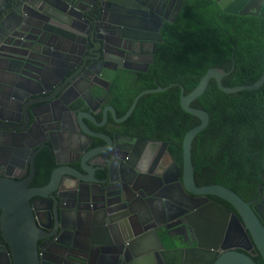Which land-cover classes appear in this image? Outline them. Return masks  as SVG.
<instances>
[{
    "label": "flooded vegetation",
    "instance_id": "obj_1",
    "mask_svg": "<svg viewBox=\"0 0 264 264\" xmlns=\"http://www.w3.org/2000/svg\"><path fill=\"white\" fill-rule=\"evenodd\" d=\"M53 2L56 9H65ZM178 7V0H110L95 12L80 6L83 12L76 13L75 7L71 17L56 10L53 15L62 20L45 17L52 13L44 4L43 19L1 16L0 179L36 191L28 203L39 229V264H96L101 257L98 249L87 257L85 214L66 212L78 192L87 205L88 187L64 174L48 186L54 171L76 173L72 169L93 182L95 208L123 209L128 201L139 211L130 218L131 227L128 218L111 228L100 220V240L114 245L103 250L109 264H119V253L130 249L135 250L127 253V264H212L229 252L264 264L231 205L183 195L176 187L182 175L177 149L159 139L178 134L176 109H167L160 118L166 127L149 138L144 129L117 121L128 111L120 114L130 75L151 64L160 29L175 21ZM82 161L90 175L82 170ZM224 166L220 162L215 170L218 177L227 175ZM261 180L256 195L246 201L264 215V175ZM212 201L229 214L217 212ZM57 211L66 213L73 232L57 225ZM15 218L14 227L25 230L24 220L18 214ZM70 243L77 249H67ZM0 264H15L12 247L3 238L2 210Z\"/></svg>",
    "mask_w": 264,
    "mask_h": 264
},
{
    "label": "trees",
    "instance_id": "obj_2",
    "mask_svg": "<svg viewBox=\"0 0 264 264\" xmlns=\"http://www.w3.org/2000/svg\"><path fill=\"white\" fill-rule=\"evenodd\" d=\"M160 36L147 71L130 75L120 114L142 91L168 87L142 95L126 123L144 129L149 138L166 127L160 118L167 109H176L173 123L178 134L159 139L177 149L181 168L184 135L200 124L181 108V87L184 95L189 94L209 68H223L228 73L222 79L226 87L252 85L260 78L264 70V3L258 14L239 15L224 12L214 0H184L175 21L162 25ZM191 107L209 116L206 128L192 143L196 185L220 184L245 201L256 195L264 175V84L253 91L224 93L211 79ZM220 162L225 163L227 175L223 177L214 173ZM47 176L42 173V178Z\"/></svg>",
    "mask_w": 264,
    "mask_h": 264
},
{
    "label": "water",
    "instance_id": "obj_3",
    "mask_svg": "<svg viewBox=\"0 0 264 264\" xmlns=\"http://www.w3.org/2000/svg\"><path fill=\"white\" fill-rule=\"evenodd\" d=\"M61 4L65 9H56V4L53 2ZM184 0H178L180 9ZM217 2L218 6L226 13L230 14H239V15H250L258 14L261 6L264 3V0H214ZM110 0H93L90 4L88 0H0V18L1 16H7L10 19L13 15L21 21H25L29 16L33 19H43V13L41 11V5H47L48 9L52 13L45 14V17L51 20L53 18H59L62 20L59 14L53 15L57 10L59 13L71 17L73 10L77 7L78 11L76 13H82L80 6L88 7V10L91 9V12H95L94 9H101L109 3ZM177 9V10H178ZM5 14V15H4ZM56 16V17H55ZM4 18V19H5ZM2 18V21L4 20ZM162 19V18H161ZM1 21V22H2ZM158 30V29H157ZM161 40L160 35H158V41ZM149 62L152 63V57H149ZM148 65L144 66V69L141 72H145ZM131 69V68H130ZM228 73L223 68H209L207 72L203 75L198 85L187 95H184V89L181 87L180 93V106L181 108L197 117L200 120V124L190 129L183 138L182 142V175L181 181L177 182L176 187L179 189L181 194H189L192 196L201 197L204 201H208V197L218 198L227 202L238 215V218H235L236 222L240 225L243 231H248L253 239V244L258 250L260 255L264 260V215H262L261 210L258 206H252V202L244 201L239 195H237L232 190L221 185H206V186H197L194 178V166L192 164V143L200 132H202L209 121V116L207 112L191 107V103L201 96L211 79H214L218 89L224 93H236L243 90H257L261 88L264 84V70L260 78L252 85L247 86H234L226 87L222 83V79ZM173 85V84H172ZM171 85V86H172ZM168 87H157L155 89H147L139 93L133 100L131 106L125 115L117 120L119 122H124L132 114L139 98L144 94H152L166 91ZM83 125V124H82ZM87 166L83 161L81 162V168L86 175L88 171L84 168V165ZM59 172L54 171L48 186H51L53 183L57 182L62 174L70 176L72 178L78 179L81 186L85 185L88 187L89 192V201L87 205L83 202L81 198V193L78 192L75 197V205L73 208L69 209L66 206V212L72 213L79 217L82 214H85L84 220L86 226H88V250L87 257L91 259V254H93L94 249H98L101 253V257L95 260L96 264H109L105 258V252L103 250L109 251L112 245L110 242H103L100 240L101 235V224L100 220L104 221V226L114 227L117 223H121L123 218H128L129 227H131L130 218L137 216V210L131 207V203L125 201L122 206H125L123 209H110L108 205L103 211L95 208L94 201V191L93 186L90 185L93 182L88 176H82L79 172ZM90 175V174H89ZM36 191L29 190L26 192V185L20 182H14L12 180L0 179V210H2V225H3V238L9 242L12 247V253L14 255L15 264H39L37 249H36V240L38 239L39 229L36 227L31 216V208L29 207L28 199L30 196H34ZM82 204L84 205L82 208ZM211 205L216 208L217 212L227 215L229 212L223 209L216 202L212 201ZM79 211V212H78ZM146 211V210H145ZM15 214H18L19 219H23L25 223V230L21 227L17 230L15 226ZM148 214V213H146ZM66 213L62 211H57L55 214V222L57 225H60L61 229H64L67 232H73L74 227L69 226L67 223ZM13 226L10 229L9 226ZM137 237V236H135ZM140 238V237H139ZM137 238H135L136 240ZM14 243V244H12ZM67 249H77L73 244H67ZM135 250V249H134ZM134 250L130 249L127 252H120L119 264H127V253L131 252L134 254ZM139 255L138 253H136ZM80 263H85L86 261L81 259H75ZM143 262V259H140ZM94 262V257H93ZM212 264H256L251 256L239 253V252H229L227 254L221 255L219 258L215 259Z\"/></svg>",
    "mask_w": 264,
    "mask_h": 264
}]
</instances>
